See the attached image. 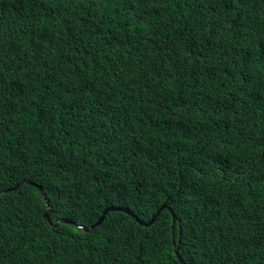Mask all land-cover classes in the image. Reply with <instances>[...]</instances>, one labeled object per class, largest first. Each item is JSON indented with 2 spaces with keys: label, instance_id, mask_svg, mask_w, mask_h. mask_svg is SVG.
<instances>
[{
  "label": "trees",
  "instance_id": "trees-1",
  "mask_svg": "<svg viewBox=\"0 0 264 264\" xmlns=\"http://www.w3.org/2000/svg\"><path fill=\"white\" fill-rule=\"evenodd\" d=\"M46 165L52 223L167 201L184 262L264 264V0H0V264H180L167 210L49 225Z\"/></svg>",
  "mask_w": 264,
  "mask_h": 264
},
{
  "label": "clouds",
  "instance_id": "clouds-1",
  "mask_svg": "<svg viewBox=\"0 0 264 264\" xmlns=\"http://www.w3.org/2000/svg\"><path fill=\"white\" fill-rule=\"evenodd\" d=\"M132 90L134 91V87H132ZM168 91V89H163L162 91H161V93L163 92V94L164 93H166ZM134 93V92H133ZM132 93V94H133ZM160 93V94H161ZM134 96H135V94H134ZM53 168H51L50 166H48V165H46V166H42L41 168H40V170L38 171V173H37V175H36V178H35V180H32V182H26L25 184H27V185H31V186H33L38 192H36V193H33V194H23V195H21L20 196V199H23L24 198V202L25 203H27V204H29L30 202H31V204L34 202V201H37V200H39V201H41V202H46V204H47V206H48V209L46 210V212H45V214H44V217H45V219H46V221L48 222V224L49 225H51V226H53V227H58L59 225H61V224H69V225H72V226H74L76 229H78V230H81V231H83V232H85V233H90V232H92L94 229H96L97 227H99V226H101L102 224H103V222L105 221V219H104V221L101 223V224H99V225H97L98 223H99V221H100V219L98 220V221H96L93 225H91V226H81V225H78V224H76V223H74V222H72L71 220H69V219H62V220H59V221H56L55 223H52V221L50 220V212H51V198H50V195H49V193H48V185L50 184V183H52V182H54V181H56V180H58L59 179V176L60 175H58L54 170H52ZM21 186V184H18L14 189H18L19 187ZM39 194H40V196H39ZM42 198V199H41ZM166 203V205H167V207L165 208V209H163L162 211H161V213H160V215L165 211V210H167L170 214H171V216H172V218H173V223L174 224H178L179 225V229H180V234H179V240L178 241H176V238L175 237H173V241H174V244H176V249H175V254H176V256L178 257V260H179V262H180V264H188V263H186V262H184V260H183V258L180 256V251H179V247H180V245H181V238H182V233H181V231H182V228H181V222L178 220V217H177V215H176V213L174 212V210L171 208V207H169L168 206V202L166 201V202H164L163 204H162V206L164 205ZM162 206L159 208V210L162 208ZM112 207H114V206H112ZM111 208V207H110ZM115 208H118V207H115ZM107 209H109V208H107ZM106 209V210H107ZM126 209H129V208H126ZM105 210V211H106ZM130 210V209H129ZM159 210L157 211V213L156 214H154L153 216H152V218L150 219V220H152L153 219V217L154 216H156L157 214H158V212H159ZM104 211V212H105ZM131 211V210H130ZM174 213V215H175V217H174V215L172 214V212ZM104 212H103V214H104ZM132 212V211H131ZM111 213V212H110ZM118 213H122V212H118ZM27 214V213H26ZM109 214V213H108ZM107 214V215H108ZM124 214H126V213H124ZM132 214H133V216L132 215H129V214H127L128 216H130L137 224H139L140 226H143V227H146V228H149V227H151V226H153V224L157 221V219L160 217V215H158L157 217H156V220H155V222L154 223H152L151 225H149V226H145V225H142V224H140L137 220H140V221H142V222H144V223H148L150 220H148V221H143V220H141L140 218H138L135 214H134V212H132ZM106 215V216H107ZM103 216V215H102ZM102 216L100 217V218H102ZM106 216H105V218H106ZM64 221H69L68 223L67 222H64ZM173 231H174V227H173ZM63 237H65V238H71L70 237V235H69V233H67V232H65V234L63 235Z\"/></svg>",
  "mask_w": 264,
  "mask_h": 264
},
{
  "label": "water",
  "instance_id": "water-1",
  "mask_svg": "<svg viewBox=\"0 0 264 264\" xmlns=\"http://www.w3.org/2000/svg\"><path fill=\"white\" fill-rule=\"evenodd\" d=\"M166 207H167V205H166V203H165V204L162 206V208L159 210L158 214H157L156 216H154L153 219L150 220L148 223H144V222H142V221H140V220H137V221H138L140 224H142V225L149 226V225H151L152 223L155 222L156 217H157L158 215H160L161 211H162L163 209H165ZM110 212H122V213H126V214H129V215H132V216H133L132 212H131L129 209H126V208H115V207H111V208L107 209V210L104 212L102 218H100V221H99V223H98L97 225L101 224V223L104 221L105 216H106L108 213H110ZM171 212H172V211H171ZM172 214L174 215L173 212H172ZM174 217H175V215H174ZM64 222H67V223H68L69 221H64Z\"/></svg>",
  "mask_w": 264,
  "mask_h": 264
}]
</instances>
